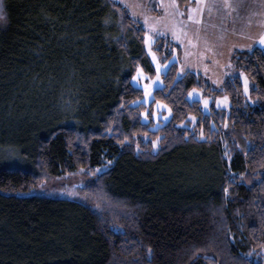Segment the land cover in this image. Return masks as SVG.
<instances>
[{
    "label": "trees",
    "instance_id": "1",
    "mask_svg": "<svg viewBox=\"0 0 264 264\" xmlns=\"http://www.w3.org/2000/svg\"><path fill=\"white\" fill-rule=\"evenodd\" d=\"M2 2L0 264H264V49L236 50L216 89L157 35L177 59L147 104L132 78L154 73L148 30L123 3ZM194 88L230 106L206 111Z\"/></svg>",
    "mask_w": 264,
    "mask_h": 264
},
{
    "label": "rangeland",
    "instance_id": "2",
    "mask_svg": "<svg viewBox=\"0 0 264 264\" xmlns=\"http://www.w3.org/2000/svg\"><path fill=\"white\" fill-rule=\"evenodd\" d=\"M118 1L128 7L132 16L140 20L148 30L144 45L152 60L154 73L150 74L142 66H138L132 78L136 85L143 88V101L147 104L154 98V89L162 85V73L167 70L171 61L177 59L175 54L169 60H162L154 49L157 35L168 34L175 43H179L181 75L189 70L200 73L216 89L223 86L227 69L231 67L236 50H249L254 46L264 49V44L259 42V37L264 35V0H195L194 7L189 9L190 17L196 19L203 15L200 25L190 19L188 23L184 22L183 20L188 18L189 11L183 14L173 0H161L164 13L160 15L147 11L145 0ZM249 45L251 47H247ZM241 77L245 91L248 92L250 81L243 71ZM188 97L201 100L206 111L210 110L211 106L221 108L230 106L228 96H215L204 89H191ZM155 107L154 117L157 122L160 118L165 120L170 116V109L166 104L157 101ZM6 156L7 160L17 159L13 154ZM109 167L110 165L100 166L98 171L101 172ZM85 180L84 174L66 176L51 184H42L36 191L40 192L54 185H73Z\"/></svg>",
    "mask_w": 264,
    "mask_h": 264
},
{
    "label": "crops",
    "instance_id": "3",
    "mask_svg": "<svg viewBox=\"0 0 264 264\" xmlns=\"http://www.w3.org/2000/svg\"><path fill=\"white\" fill-rule=\"evenodd\" d=\"M148 1L149 0H145V8H146V10L148 11V8H147V4H148ZM174 1V0H173ZM194 7V6H193ZM192 7V8H193ZM214 7H216V6H214ZM164 13V11L161 13V14H163ZM190 17V10H189V13H188V18L187 19H184L183 21L184 22H187L188 23V21H189V18ZM190 21H192L193 23H195V24H197V25H200L201 24V22L203 21V15L202 16H200V17H198V18H196V19H190Z\"/></svg>",
    "mask_w": 264,
    "mask_h": 264
},
{
    "label": "snow or ice",
    "instance_id": "4",
    "mask_svg": "<svg viewBox=\"0 0 264 264\" xmlns=\"http://www.w3.org/2000/svg\"><path fill=\"white\" fill-rule=\"evenodd\" d=\"M129 7H131V6L129 5ZM225 7H230V5H225ZM4 15H5V12H4V5H3L2 0H0V18H3ZM189 18L191 19V17H189ZM177 39H178V37H177ZM259 42H260L261 44H264V35H261V36L259 37ZM242 47H244V46H242ZM247 47H251V45H249V46H247Z\"/></svg>",
    "mask_w": 264,
    "mask_h": 264
}]
</instances>
